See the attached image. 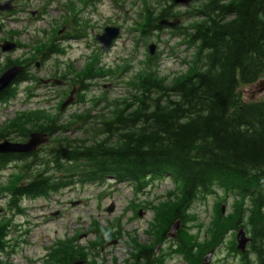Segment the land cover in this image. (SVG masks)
<instances>
[{
	"label": "trees",
	"instance_id": "16d2710c",
	"mask_svg": "<svg viewBox=\"0 0 264 264\" xmlns=\"http://www.w3.org/2000/svg\"><path fill=\"white\" fill-rule=\"evenodd\" d=\"M170 1L143 2L141 35L160 30V18L183 17L186 24L173 31L190 51L183 58L186 70L171 78L160 76L154 58L147 55L146 67L130 80L133 93L128 101L106 103L95 114L90 109L74 113L66 123L44 111L37 117L32 111L18 115L12 130L21 140L38 131L47 133L50 141L31 155H0V169L13 163L20 175L6 188L9 201L47 197L105 177L130 182L135 192H141L166 174L173 183L167 201L148 204L155 213L157 243L166 239L170 224L178 219L182 225L171 246L191 264H200L207 251L221 246L225 235L242 225L251 239L247 249L238 252L233 237L230 251L240 256V264H264V98L245 100L241 94L242 87L254 85L264 74V0H193L182 12L173 11ZM41 50L42 61L58 52L52 46ZM11 63L21 61L5 67ZM90 72L89 67L84 74ZM27 79L37 82L22 73L16 84ZM79 89L85 87L80 84ZM14 94L15 88L6 89L0 103ZM72 126L80 137L64 135ZM8 131L0 138H7ZM218 191L221 203L231 199V213L223 216L217 202L206 228L210 240L187 236L192 203L217 196ZM95 232V239H105L106 231ZM4 235L0 227V252ZM72 242L73 238L56 240L47 253L49 264L86 259ZM132 243L124 264H162L163 256L154 255L155 246Z\"/></svg>",
	"mask_w": 264,
	"mask_h": 264
},
{
	"label": "rangeland",
	"instance_id": "374dc122",
	"mask_svg": "<svg viewBox=\"0 0 264 264\" xmlns=\"http://www.w3.org/2000/svg\"><path fill=\"white\" fill-rule=\"evenodd\" d=\"M144 1L14 0L15 8L12 11L0 13V38H13L24 48L7 53L5 57L1 54L0 70L7 60L20 59L18 56L27 51L30 54L35 45L49 43L50 39L62 36L71 38L56 39L55 45L62 53L60 50V53L50 55L44 62L38 56L28 68L29 74L41 80L40 84L29 80L20 82L15 85L13 97L0 103V133L9 129L6 139L19 142V133L12 128L14 122H18V115L26 111H32L35 117L39 112L43 115L44 111L57 122L66 123L74 113L90 109V113L95 114L106 103L113 105L128 101L133 93L130 80L146 67L147 45L150 42L155 45L152 64L160 76L171 78L184 72L186 65L183 58L190 51L179 42L177 35L166 28L153 30L148 36L141 35L139 24L144 16ZM70 2L76 11L72 21H69V17L73 11L66 9ZM190 7L178 5L172 10L182 12ZM75 22L78 31L72 28ZM185 24L186 21H183L181 25ZM105 26L118 27L120 34L108 50L101 51L94 35L101 33ZM55 28H62V32L55 34ZM35 62H38L36 66ZM89 67L91 75H82L79 84H72L75 73L87 72ZM53 79L62 82L53 84ZM80 84L85 87L84 90L77 89ZM74 85L75 101L59 111L60 103ZM253 87L241 88L243 98H264V92L254 94ZM79 96L84 98V102ZM97 99L102 100L97 103ZM26 128L29 129V126ZM64 135L74 138L80 137L81 133L72 126ZM16 171L19 170L14 169L13 163L0 169V227L5 234L2 238L4 249L0 252L1 264H49L47 253L55 241L71 238L72 244L81 249L79 253L85 254L86 264H124L130 258L132 240L141 246H155L154 255L163 256L162 264H191L171 246L174 239L166 236L157 243V226L155 229L152 227L155 213L148 204L167 201V191L173 189L172 180L166 174L161 179L150 181L141 192H135L130 182H116L112 177H105L102 182L76 183L47 197L22 198L15 207H9L7 202L10 195L6 188L18 182L20 175ZM221 198L222 192L218 191L217 196L192 203L186 224L187 236L197 234L199 241L210 240L206 228L215 204L218 202L223 216L232 211L231 199L221 203ZM111 204L113 209L107 212ZM199 223L203 224L201 228L196 227ZM181 225L180 221L179 228ZM96 229L108 231L104 240L95 239ZM244 230L249 235L245 227ZM234 233L235 230L227 233L222 245L213 248L210 264L241 263L240 256L230 251ZM182 235L185 239L189 238L183 231Z\"/></svg>",
	"mask_w": 264,
	"mask_h": 264
},
{
	"label": "water",
	"instance_id": "95a60500",
	"mask_svg": "<svg viewBox=\"0 0 264 264\" xmlns=\"http://www.w3.org/2000/svg\"><path fill=\"white\" fill-rule=\"evenodd\" d=\"M191 0H173V3L176 5L188 6ZM13 6L11 5V0H6L0 2V11L11 10ZM179 23V19L173 18L161 19L158 21V24L166 27H174ZM1 31V26H0ZM119 34V29L113 26H106L101 34L95 35V40L101 44L102 50H107L111 45L112 41L117 38ZM15 48V44L9 41H4L0 44V50L2 52L11 51ZM149 53L153 54L155 45L153 43L149 44ZM23 67L20 65H11L6 68L3 72L0 73V93H2L11 82L22 72ZM58 82V81H55ZM254 94H260L264 92V75L254 84ZM74 89L70 91L69 97L62 102L61 107L64 108L66 105L70 104L73 101ZM48 137L45 133L33 132L29 134L28 140L24 143H15L7 140H0V154L5 153H21L29 154L35 151L41 144L47 143ZM78 203V202H77ZM73 204V203H72ZM113 205L107 207V212H111ZM222 211V208H221ZM180 220H176L170 227L167 236L170 238L176 237V231L179 228ZM250 237L246 234L244 228L239 226L235 231V248L244 252L246 250V245L250 242ZM156 251V250H155ZM214 249L205 253L201 259L200 264H210L212 254ZM71 264H84V260H76Z\"/></svg>",
	"mask_w": 264,
	"mask_h": 264
},
{
	"label": "flooded vegetation",
	"instance_id": "af4514ba",
	"mask_svg": "<svg viewBox=\"0 0 264 264\" xmlns=\"http://www.w3.org/2000/svg\"><path fill=\"white\" fill-rule=\"evenodd\" d=\"M1 1H3V0H1ZM13 4H14V0H13ZM14 7H15V4H14ZM172 7H174V5L172 6ZM66 9H68V8H66ZM68 10H72L73 11V6H72V9H68ZM71 15V14H70ZM70 17H72V18H70ZM69 17V21H72V19H74L75 18V15L72 13V15ZM181 20L180 21H183V17H181L180 18ZM164 27H161V29H160V31H162V29H163ZM166 28V27H165ZM166 29H170V31L172 32L173 30H174V28H166ZM77 37V36H76ZM68 38H71L70 36H67V37H60V38H55V40L56 39H59V40H63V39H68ZM72 38H74V37H72ZM3 40H9V41H14L15 42V44H16V48L14 49V51L15 50H17V49H19V48H24L23 46H21V44L19 43V42H17L16 40H14L13 38H8V37H2V38H0V42H2ZM54 39H50L49 40V43H41V44H39V45H37V46H35L32 50L33 51H35V56H33V55H31V54H29V52L27 51L24 55H22V56H18V57H20V59H18L19 61H21V63H22V65H24V67L26 66L27 68H30L33 64H34V59H37L38 58V56L40 57L41 56V53L43 52L41 49L42 48H48V47H51V46H53V45H55V41ZM26 49V48H25ZM14 51H12V52H14ZM2 55H4V57H5V55H7V54H5V53H1ZM29 54V55H28ZM28 55V56H27ZM25 56H27L26 58H25ZM37 57V58H36ZM20 63V64H21ZM62 80L64 81L65 80V78H64V76L62 77ZM16 81V80H15ZM62 82V81H61Z\"/></svg>",
	"mask_w": 264,
	"mask_h": 264
}]
</instances>
